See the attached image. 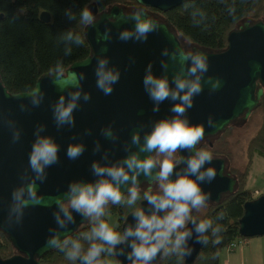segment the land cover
Returning <instances> with one entry per match:
<instances>
[{"label":"clouds","instance_id":"clouds-1","mask_svg":"<svg viewBox=\"0 0 264 264\" xmlns=\"http://www.w3.org/2000/svg\"><path fill=\"white\" fill-rule=\"evenodd\" d=\"M229 12L233 13L234 9L230 8ZM65 15L69 20L76 19L70 9L65 10ZM119 20L134 22L132 29H124L118 33V39L124 42H146L150 33L161 29V25L147 16L143 8L130 15L120 13L114 18V21ZM80 22L86 26L97 23L96 17L88 8L81 10ZM61 40L76 45L83 43L80 36L71 31L65 33ZM101 40H111L110 29L105 28L103 34H97V42ZM71 51V47H66L65 55H70ZM106 51V47L101 48V53ZM161 55L168 57L173 63L171 79L168 75L169 63L162 59L160 65L163 74L154 75L153 65L149 62L142 84L153 102L152 111L159 112L160 104L168 100L172 102L169 109L172 115L150 121L147 126L149 131H145L146 126L141 124L139 130L132 132L130 143L123 144V151L126 153L123 158L113 161L105 152L101 155L104 163L96 160L91 163L92 174L96 177L94 181H70L61 196L50 197L48 201L38 195L37 181L43 183L47 178L46 169L59 163V145L52 136L41 135L45 131V125H37L29 152L28 168L20 174L19 186L11 192L7 216L9 224L21 223L24 210L29 206L51 207L54 203L56 207L52 215L58 228L48 229L51 235L46 238V245L60 250L68 260L79 261V264H106L101 259L105 253L108 256H125L126 264H153L158 254L190 256L193 248L189 246V240L193 239V233L196 234V243L207 244L208 237L205 233L210 229L216 237L213 243L221 242L219 233L222 228L219 224L213 227L212 220H198L192 215L193 211L207 207L210 193L204 192L201 184L211 183L217 171L215 167H205L213 162L211 152L198 147L204 139L203 126L190 123L187 115L188 110L193 107L194 97L202 93L203 84H209V91L214 92L221 82L211 76L205 78L209 62L207 54L202 51L185 50L177 45L171 51L164 48ZM95 59L96 86L105 95H110L113 85L120 79V71L115 66H110L109 59L104 55L98 54ZM84 78L82 73L66 70L62 61H57L49 69V79L62 92L67 93L50 105L58 130L65 125L74 127L73 113L80 109L81 99L84 102L91 99L90 94L82 89L81 81ZM69 88L76 90L68 91ZM44 96L39 83L27 94L29 104L33 107L40 106ZM19 108L21 111H30L23 103ZM208 123L212 125L211 118ZM5 124L12 133V142H18L21 131L16 122L7 120ZM85 135H91V131L85 130ZM101 135L112 142L119 139L111 126L102 128ZM71 139L75 140L76 136ZM100 148V142L96 141L93 152H100ZM84 151L83 143H69L66 156L75 160ZM181 152L189 154L180 155ZM141 153L146 155L142 158ZM141 175L149 181L144 189L140 186ZM122 186L126 188V200L125 192L121 191ZM141 191L142 199L148 205L147 210L141 205L136 206L141 199ZM109 203L126 204L135 208L131 213L134 223L125 224L122 233L115 231L104 219ZM73 212L92 224L90 230L83 233L87 248L80 239H73L70 234H65L61 239L59 229H67L76 222ZM223 218L224 214L219 213L217 219ZM189 224L192 228L188 227ZM123 245L131 250L126 252L124 247H117ZM116 264L120 262L117 261Z\"/></svg>","mask_w":264,"mask_h":264},{"label":"water","instance_id":"water-1","mask_svg":"<svg viewBox=\"0 0 264 264\" xmlns=\"http://www.w3.org/2000/svg\"><path fill=\"white\" fill-rule=\"evenodd\" d=\"M140 8L166 13L182 4L202 0H133ZM97 23L94 26L84 28V37L90 49V55L80 62L71 64L66 70L82 73L84 80L81 81L84 92L90 94L88 102L80 101V109L74 111L75 126L69 128L67 125L57 129L50 105L59 96L66 95L52 81L49 75L40 77L33 85L39 83L45 93L42 104L33 107L29 104L28 92L10 95L0 83V232L6 236L16 255L8 259H0V264H39L37 260L49 253L54 248L46 245V238L51 235L49 228H58L52 215L55 204L51 207L37 205L29 206L24 210L22 222L9 224L7 220L8 206L11 202L12 189L19 186L20 174L28 168L29 152L37 125H45V131L41 135L52 136L59 145V163L47 168V178L41 183L37 181L38 195H42L45 201L50 197L61 196L68 187L70 181L83 180L94 181L96 177L91 171L92 161H100L101 155L108 153L110 160L123 158V144L130 143L131 134L139 130L141 124L145 125V131H149L150 121L172 115L169 111L172 102L165 100L160 104L159 112H153V102L144 91L142 78L145 68L149 62L152 63L153 74L162 75L160 61L169 63L168 75L171 79L173 63L168 57L161 55L164 48L171 51L180 44L172 33L169 32L167 24L153 18L161 29L150 33L146 42H127L118 39V33L124 29H132L134 22L131 20L114 21L120 13L130 15L122 8L112 6L97 14L94 4L88 5ZM134 12V11H133ZM147 16H149L147 14ZM2 15H0V20ZM38 20L48 24L49 15L41 12ZM105 28L110 29L111 40L97 42V34H103ZM226 48L216 54H207L209 70L205 74L213 79L220 80V87L210 92V85L203 84V91L195 96L193 107L188 110L187 115L192 124L203 126L204 139L215 137L227 125L237 120H245L251 111L258 105L259 98L264 91V24L262 22L249 23L244 21L235 30L228 33L226 37ZM107 51L101 53V48ZM182 48V47H181ZM196 50V49H192ZM199 51V50H196ZM104 55L109 59L110 66H115L120 71L119 81L113 85V92L105 95L96 86L95 65L96 55ZM134 61V62H133ZM258 66V67H257ZM203 83V82H202ZM76 89L69 88L68 91ZM23 103L30 111H21L19 105ZM212 120L210 126L208 121ZM7 120L16 122L21 131L18 142H12V133L5 124ZM111 126L112 131L119 137L116 142L101 135V129ZM85 130H90L91 135H85ZM143 134V133H142ZM76 136L75 140L71 137ZM99 141L100 152H93L95 142ZM69 143H83L84 153L75 160L66 156V148ZM181 152L180 155H188ZM146 155L141 153V157ZM215 167L217 175L211 183L201 184L204 192L210 193L208 203L217 204L220 195L232 194L235 181L223 174V161L213 159L211 165ZM183 167V165H181ZM30 172V170H29ZM31 174V173H30ZM175 179V176L172 177ZM195 179V177H192ZM140 186L149 182L143 175L139 177ZM125 192L126 188L121 187ZM140 205L147 210V202L142 201ZM75 224H70L67 229H59L61 239L65 234H72L82 224L84 219L73 212ZM134 223L132 215H128L121 226V233L125 224ZM192 228V225H188ZM238 237L249 239L253 237H264V195H261L243 205V213L238 220ZM189 240V246L193 248L190 256L181 257L183 264H193L196 259L201 243ZM125 251L131 249L127 245ZM158 254L157 264L160 259ZM116 262L126 264L125 256H114ZM79 264V261H75Z\"/></svg>","mask_w":264,"mask_h":264},{"label":"trees","instance_id":"trees-1","mask_svg":"<svg viewBox=\"0 0 264 264\" xmlns=\"http://www.w3.org/2000/svg\"><path fill=\"white\" fill-rule=\"evenodd\" d=\"M90 4L95 5L97 14L112 6L122 8L125 12L139 9L133 0H0V15H2L0 83L7 93L14 95L29 92L40 77L49 75V69L53 68L57 61H62L64 68L67 69L71 64L80 62L90 55V49L84 37L86 25L80 22L81 10ZM230 8L234 9L231 14ZM66 9L72 11L76 17L75 20H69L66 17ZM41 12L49 15L48 24L38 20ZM147 14L152 19L157 18L158 21L167 24L169 32L174 35L180 46L186 45L188 50L194 48L207 54H216L225 50L228 33L244 21L264 24V0H202L182 4L166 13L147 10ZM69 31L79 35L83 43L76 45L62 41L61 37ZM66 47H71L70 55H65ZM255 112H259L260 126L246 144V163L243 171L239 172L231 168L230 155L225 143V138L233 129L234 121L215 137L209 138L210 146L204 143L199 146L210 151L213 158L226 163L225 171L233 175L235 187L231 195L225 196L216 205H210L206 214L202 216L201 220H212L213 227L217 224L221 226L222 231L219 233L221 242L213 243L216 237L212 235L210 229L205 233L208 243L201 245L193 264H217L219 252L238 237V220L242 216L243 205L253 200L251 192L245 188L253 155L264 154V91L258 105L249 116ZM259 196L261 195L257 197ZM118 207L122 208V217L131 211L130 209H134L126 204ZM115 209L117 207L107 205L105 212ZM219 213L224 214L222 220L217 219ZM91 227L90 222L81 231L72 234V238L80 239L87 248L83 233L89 231ZM11 255L12 249L0 236V259H8ZM106 255V253L102 254L101 259L104 260ZM40 262L42 264H76L75 261L68 260L65 254L56 248L46 254ZM159 264H183V261L177 255L161 254Z\"/></svg>","mask_w":264,"mask_h":264},{"label":"rangeland","instance_id":"rangeland-1","mask_svg":"<svg viewBox=\"0 0 264 264\" xmlns=\"http://www.w3.org/2000/svg\"><path fill=\"white\" fill-rule=\"evenodd\" d=\"M181 47L188 50V46L186 45H182ZM235 125L239 126H233L230 135L225 138V143L230 155L231 168L240 172L243 171L246 163V144L260 126L259 112L251 114L247 118V121H236ZM245 188L251 192L252 199L257 198L258 195H264V154L255 153L253 155ZM110 226H114V223H110Z\"/></svg>","mask_w":264,"mask_h":264},{"label":"flooded vegetation","instance_id":"flooded-vegetation-1","mask_svg":"<svg viewBox=\"0 0 264 264\" xmlns=\"http://www.w3.org/2000/svg\"><path fill=\"white\" fill-rule=\"evenodd\" d=\"M240 120V119H239ZM239 120H237V122L239 121ZM235 123H236V121H235ZM234 126H239V125H235L234 124ZM210 139L209 138H205L204 140H202V142H200V145H201V143H206L208 146H210V141H209ZM200 145H198V147L200 146ZM213 159H217V158H213ZM220 160V159H219ZM226 166V163L223 161V174L224 175H226L228 178H230V179H232L233 180V175H231V174H229V173H227L226 171H225V167ZM141 188L142 189H144V188H146V186L145 185H141ZM234 192V191H233ZM232 192V193H233ZM229 194H226V195H220V197H219V201L222 199V198H224L225 196H228ZM231 195V194H230ZM124 196H125V200L127 199V193L126 194H124ZM142 197H143V191H141V199L140 200H138L137 202V206H140V203L143 201V199H142ZM218 201V202H219ZM119 205H123V204H111V203H109L108 204V206L109 207H117V209H115V210H113V211H110V210H108L107 212H105V216H104V219H105V221L110 225V223H114V226H112V228L115 230V231H118V232H121V226H122V224L124 223V220H125V218L128 216V215H130L134 210H135V208L133 209H130L131 211H129L125 216H123L122 217V214H121V211H122V208H119L118 206ZM210 205H216V204H213V203H208L207 204V207H205V208H202V209H200L199 211H193L192 212V215H193V217H196V218H198V220H201V218H202V216L203 215H205L206 214V211H207V209H208V207L210 206ZM88 223H90L89 221H87V220H84L83 222H82V224L81 225H79L77 228H76V230L74 231V232H72V234H74V233H78L79 231H81ZM111 227V226H110ZM71 234V235H72ZM0 236L3 238V239H5V241L8 243V245L10 246V248L12 249V255L11 256H14V255H16L17 253H16V250L12 247V245L10 244V242L6 239V236L5 235H3L1 232H0ZM55 249V248H54ZM53 249V250H54ZM51 252V251H50ZM49 252V253H50ZM48 254V253H47ZM46 255V254H45ZM45 255H43L42 256V258H40L39 260H37L38 262H39V264H42L40 261L43 259V257L45 256ZM160 258H161V256H160ZM104 260H105V262L106 263H108V264H116V260H115V258H114V256H108V255H106V256H104ZM159 261H160V259L158 260V263L157 264H159ZM76 263V262H75Z\"/></svg>","mask_w":264,"mask_h":264},{"label":"crops","instance_id":"crops-1","mask_svg":"<svg viewBox=\"0 0 264 264\" xmlns=\"http://www.w3.org/2000/svg\"><path fill=\"white\" fill-rule=\"evenodd\" d=\"M217 264H264V237H253L228 252H219Z\"/></svg>","mask_w":264,"mask_h":264},{"label":"built area","instance_id":"built-area-1","mask_svg":"<svg viewBox=\"0 0 264 264\" xmlns=\"http://www.w3.org/2000/svg\"><path fill=\"white\" fill-rule=\"evenodd\" d=\"M243 239L242 238H236L234 240H232L228 245H227V250L228 251H232L235 248L239 247L242 243H243Z\"/></svg>","mask_w":264,"mask_h":264},{"label":"bare ground","instance_id":"bare-ground-1","mask_svg":"<svg viewBox=\"0 0 264 264\" xmlns=\"http://www.w3.org/2000/svg\"><path fill=\"white\" fill-rule=\"evenodd\" d=\"M226 247H227V246H226ZM226 247H225V250L228 251ZM232 251H233V250H232ZM228 252H231V251H228Z\"/></svg>","mask_w":264,"mask_h":264}]
</instances>
